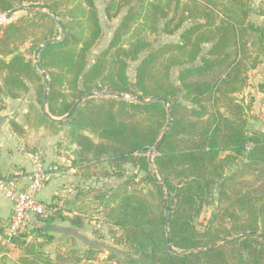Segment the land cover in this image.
<instances>
[{
    "label": "trees",
    "instance_id": "trees-1",
    "mask_svg": "<svg viewBox=\"0 0 264 264\" xmlns=\"http://www.w3.org/2000/svg\"><path fill=\"white\" fill-rule=\"evenodd\" d=\"M34 2L0 0V15L41 8L59 18L53 5ZM251 2L208 0L199 8L184 6L180 11L177 0H156L141 10L143 15L129 8L108 48L89 66L86 58L101 36L94 2L83 0L85 11L79 6L73 11L82 13L90 24L86 39L71 33V22L58 19L64 39L48 45L38 56L47 78L48 114L63 118L89 94L130 96L131 100L91 98L62 123L49 121L43 110L35 113L40 126H69V138L78 146L70 165L80 180L70 199L53 197L47 205L51 215L41 221L67 222L81 229L101 216L104 223L121 231L112 235L113 243L133 257H143L145 264H264V132L247 130L249 108L241 96L248 86L247 71L264 61V4L254 9ZM120 7H108L107 19L117 17ZM189 20L176 43L153 49L139 37L143 31L173 35ZM138 27L143 31L134 37ZM129 32L130 42L123 47L119 41ZM59 36V27L46 13H26L0 27V99L4 95L17 100L34 87L36 102L42 107L45 82L20 47L30 42L28 53L34 56L45 42ZM141 55L132 82L128 64ZM156 97L165 99L171 112L170 127L153 165L165 187L168 231L176 254L167 249L162 188L147 162L167 124L168 111L157 101L136 102ZM127 166L145 175L136 182L137 173L126 176ZM232 167L237 168L228 173ZM109 178L123 180L107 191L101 184ZM140 184L138 190L129 191ZM145 186L152 189L147 194H143ZM208 205L213 209L198 230L195 221ZM239 233L256 235L195 252ZM27 235L10 243L26 246V252L33 254ZM43 236L44 245L53 241L52 236ZM43 257L35 253L29 264H42Z\"/></svg>",
    "mask_w": 264,
    "mask_h": 264
},
{
    "label": "crops",
    "instance_id": "crops-1",
    "mask_svg": "<svg viewBox=\"0 0 264 264\" xmlns=\"http://www.w3.org/2000/svg\"><path fill=\"white\" fill-rule=\"evenodd\" d=\"M92 1L96 7L100 8L99 11L102 14L100 23L102 21L115 28L129 8L134 7L133 3L125 4L127 0ZM255 1L256 8L261 3L264 4V0ZM142 3L145 4L144 0ZM64 4L68 7L69 12H73L78 6L80 11H85L83 0H65ZM115 6H121L120 14L114 19H107L105 10ZM138 7L136 6L135 10L141 13V10H137ZM247 76L249 84L244 90L243 96L251 93L254 99L252 107H250L252 112L250 111L248 116V124L253 126V130L256 132H264V92L261 90V88L264 90V61L254 69L248 70ZM32 103L33 97L30 95L26 97V100H7L3 106L0 103V181L15 185L18 190L24 189L31 170L37 165L44 166L48 171V180L37 198L41 203L49 204L54 196L65 197L64 195L67 192L70 193L75 183H80V180L76 176L77 172L70 165L73 159L72 155L61 143L67 138L66 129L56 133L55 130L40 126L36 122H32L30 118H26L29 104ZM12 124L16 126V129L12 128ZM11 216L12 205L4 191L0 190V240L4 238V231ZM91 223L93 224V222ZM25 234H28L27 245L33 246V254L26 252V246L20 248L11 243L4 244L0 241V264L31 263L34 254L39 253L34 243H41L45 234L53 237L52 246H50L52 254L63 255V257L69 252L64 249L66 240L75 238L79 243L92 242L90 240L92 233H82L81 229H74L67 222L54 221L51 224H46L35 218L27 220ZM89 248L94 247L91 244ZM111 251L119 254L122 250L113 248ZM41 253L43 254V252Z\"/></svg>",
    "mask_w": 264,
    "mask_h": 264
},
{
    "label": "rangeland",
    "instance_id": "rangeland-1",
    "mask_svg": "<svg viewBox=\"0 0 264 264\" xmlns=\"http://www.w3.org/2000/svg\"><path fill=\"white\" fill-rule=\"evenodd\" d=\"M132 1L130 3H133L134 8L136 6H139L138 7L139 9H137V10H145L147 8L148 4L150 3V1L155 2L156 0H148V1L144 0L145 4L142 3L143 0H132ZM146 1H147V4H146ZM198 1L194 2L193 0H177V2H179V4H180L179 5L180 11L184 8V6L190 8V9H192L193 6L199 8L200 5H198V4H200L201 2H207L208 0H200V2H198ZM64 3H65V0H36V2L33 3V5L34 4L53 5V8L56 9V11L59 14V18H58L59 20H61L64 23L71 22V26H72L71 33L74 34L79 39H83V38L86 39L88 32H89V29H90V27H89L90 24L87 21H84L82 13L72 12V11L69 12L68 7ZM141 3H142V6H140ZM251 4L255 9L256 8V1L252 0ZM219 8L220 7H218V9ZM95 10L97 12V18H98L99 24L101 25L100 26L101 27V36L96 41L95 45L89 51V54L86 58V60L88 62V66L93 63L96 56H98L100 53H102L103 51H105L108 48V46H109V44H110V42H111V40L115 34L117 27L119 26V24L122 21V19H121L116 28L114 26L110 27L109 25H107V23H104L102 21L100 23V18L102 17V14L99 11L100 10L99 6H97V7L95 6ZM14 13H15V17L11 21L0 22V27H3L6 24L16 20L20 16L26 14L22 10H17ZM72 14L75 16L70 17V16H72ZM119 14H120V12H119ZM118 15H117V17H118ZM140 15H143V13L141 12ZM4 16L5 15H0V20H3ZM114 18H116V17H114ZM252 18L256 23H260V21H261V19L258 18L257 16H253ZM110 20H111V18H110ZM191 21L192 20H189L188 22H186L183 25V27L180 30H178L176 33H174L173 35H162L159 33L155 34V33H150L149 31L144 32L143 30L139 29L140 27H138V29L135 28V36L134 37H136L139 32L143 31V33H140L139 37L144 38L152 46L153 49H157L165 43L167 44V43L178 42L180 33L184 30V28L189 26ZM141 22H139V24H141ZM130 33L131 32H129L125 36H122V38L120 39L119 42L121 45H123V47H126L128 45V43L130 42L131 34H132V33L131 34ZM30 46H31V43L28 42L24 46L20 47V51L26 55V58H28V60L34 61V59H33L34 56H31L28 53V49L30 48ZM142 57L143 56L141 55V56H139V58L136 62H129V64H128L127 76L129 77V79L132 82H133L135 68H136L138 62L142 59ZM177 70L178 69H176V68L172 70L173 79H175V77L177 75ZM248 82H249V77H248ZM102 88H103V86H102ZM29 95L33 97V103L29 104V106H31L32 108L28 107V112L26 114V118L28 116V118H30V120H32V122H36L35 121L36 120L35 119L36 118L35 113L36 112H38V113L42 112L41 111L42 107L36 102L34 87H30L28 93L25 95H22L17 100H26V97ZM241 96H243V93L241 94ZM252 96L253 95L251 93H248V95L245 97L243 96L245 103L249 108V110H247V119H248V116L250 115V111L252 112V110H250L251 109L250 107H252V103L254 102V99ZM125 99L127 101H130L131 97L125 96ZM7 100L16 101V100L7 98L3 95V96H1V99H0L1 106L5 105ZM56 119H60V118H56ZM250 126H251L250 124L247 125V130L249 132H255V130H253V126H251V127ZM64 128L66 129L67 138H65L66 141L62 140L61 143H62V146L67 148V152L70 155H72L73 154L72 152L74 150H77L78 146L76 145L77 147H74L72 140L69 138V126L55 127V129H53V130H55V132L58 133L59 131L60 132L63 131ZM34 129H35V127H34ZM91 138L93 139V141L95 143H97L96 139H94L92 136H91ZM125 168H126V176H130L134 173H137V177H136L137 179L135 180L136 182H138L140 180V178L145 175L143 172H138L137 169L132 168L130 166H127ZM236 168L237 167H232L231 169H229L228 173L231 172L232 170H235ZM149 172L152 174V171L150 169H149ZM122 180L123 179L119 180L116 178H109V179L102 181L101 185H102L104 190L108 191L109 189L116 188L122 182ZM78 184L79 183H77V182L75 183L71 192L70 193L67 192L64 195L65 198L70 199V197L73 196V194L75 192L74 190H75L76 186H78ZM142 186L143 185H141V184L139 186H131L129 188V191L138 190ZM150 189H151L150 186H145L143 188V194L149 193L148 191ZM46 205H48V204H46ZM212 209H213L212 205H208L207 207H205L203 209L200 217L195 221V225H196V228L198 230H202V228L204 227V225L206 223V218L209 216V213L211 212ZM97 217L100 219H98V220L96 219V221H93V224L90 222H86L84 224L83 228H81L82 233H92V237H91L92 239H90V240H92V242L90 241V243L87 242L86 244H84L82 242L79 243L78 241L75 240V238H70V239L66 240V242H64V244H65L64 249H66L69 252H67L65 250V252H67L65 257H63V255L52 254V252L50 251V250H52V249H50L51 248L50 246H52L51 245L52 243H50L49 245H47L45 247L43 246V248H37V246H39L40 244L44 245L43 241L41 243H34V245L37 248V252H39V253L43 252V254L41 253L44 256L42 258L43 261H41L42 264H131L130 263L131 259L135 260V264H145V260L143 257H139V256L133 257L132 255H130V253H128L127 249H125L121 246L115 245L113 243L112 235L113 234L120 235L121 231L117 228L111 227L107 223H104V221H102L101 216H97ZM91 244L94 248H89V245H91ZM113 248H116V249L122 250V251L118 254L117 252L111 251ZM79 261H81V262H79Z\"/></svg>",
    "mask_w": 264,
    "mask_h": 264
},
{
    "label": "water",
    "instance_id": "water-1",
    "mask_svg": "<svg viewBox=\"0 0 264 264\" xmlns=\"http://www.w3.org/2000/svg\"><path fill=\"white\" fill-rule=\"evenodd\" d=\"M23 12L25 13H33V12H37V13H46L54 22L55 24L59 27L60 29V36L59 38L57 39H52V40H49L47 42H45V44L43 46H41L40 48H38L35 53H34V65H35V68L36 70H38L40 72V75L42 77V79L44 80L45 82V90H44V98H43V105H42V110H43V115L45 118H47L49 121L51 122H54V123H62L66 120H68L72 114L75 112V110L78 108L79 105H81L85 100H88V99H91V98H97L98 96L99 97H114V98H124L122 95H112V94H106V95H97V94H89L87 96H85L84 98L78 100L74 106L71 108V110L68 112L67 115H65L63 118H60V119H56V118H53L51 117L47 110H46V104H47V78H46V74L44 72H42L41 68H40V65H39V62H38V56H39V53L45 48L47 47L48 45L50 44H53V43H59L61 42L64 37H65V31L61 25V23L57 20L56 16L48 9H41V8H31V9H24L22 10ZM15 17V13L11 12V13H8L4 16L3 20H0V22H3V21H11L13 18ZM154 101H157V102H160L162 103L164 106H166L167 108V111H168V121H167V124L164 128V130L162 131L161 135L159 136V139L156 141V143L154 144L153 148L150 150V152L148 153V156H147V162H148V167L149 169L152 171V174H153V177L154 179L159 183V185L161 186L162 188V203H163V210H164V227H165V235H166V242H167V249H168V252L170 253H173V254H176V252L173 250L172 246H171V239H170V234H169V231H168V209H167V203H166V196H165V187L163 184L160 183L157 175H156V172H155V169H154V165H153V158L154 156L156 155L158 149H159V146L162 142V139L164 138L165 136V133L167 132L168 128L170 127V124H171V112H170V108L168 107V104H167V101L163 98H150V99H137L136 102L139 103V104H149L151 102H154ZM74 147H77L76 145H74ZM247 235H256V233H239V234H235V235H232L228 238H224L222 240H220L219 242H216L214 244H212L211 246H208V247H205V248H201V249H198V250H195V252H207V251H210L216 247H218L219 245L223 244V243H226V242H229L237 237H241V236H247ZM261 236L264 237V235L261 234Z\"/></svg>",
    "mask_w": 264,
    "mask_h": 264
},
{
    "label": "built area",
    "instance_id": "built-area-1",
    "mask_svg": "<svg viewBox=\"0 0 264 264\" xmlns=\"http://www.w3.org/2000/svg\"><path fill=\"white\" fill-rule=\"evenodd\" d=\"M47 180V169L37 165L29 173L24 189L18 190L13 184L0 181V190L4 191L12 205V216L5 228L4 238L0 240L1 243H10L12 238L24 234L29 218L43 219L51 215L47 205L41 203L37 198Z\"/></svg>",
    "mask_w": 264,
    "mask_h": 264
}]
</instances>
